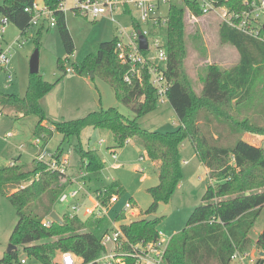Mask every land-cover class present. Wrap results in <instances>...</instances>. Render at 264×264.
<instances>
[{"label":"trees","instance_id":"trees-1","mask_svg":"<svg viewBox=\"0 0 264 264\" xmlns=\"http://www.w3.org/2000/svg\"><path fill=\"white\" fill-rule=\"evenodd\" d=\"M33 1L0 0L1 15L19 27L24 37L39 35L45 28L29 24L31 16L25 7ZM42 1L55 12L68 60L76 45L67 25L66 13L58 9L59 0ZM243 1L220 0L237 10L242 9ZM188 12L203 16L198 0H170L165 28L168 55L165 75L170 83L167 99L180 121L172 131L152 130L141 124L140 119L159 106L157 89L148 70L143 71L141 82L137 78L130 84L125 81L128 66L122 63L116 50L118 36L98 43L95 51L83 60L73 62L72 66L76 73L92 72L107 81L132 116L123 114L117 107H110L78 119L50 122L43 100L56 83L44 79L40 72L30 73L23 96L0 93V105L10 106L23 116H37L36 136L52 137L58 131L64 142L73 136L81 139L87 128H107L113 133L115 148L124 147L131 140L142 143L149 159L160 162L159 183L148 189L153 202L143 217L122 226L132 242L157 239V224L162 215L151 222L146 218L155 213L160 203L166 205L180 185L183 177L181 147L185 140L190 141L198 158L209 170L211 182L203 194V203L194 208L186 226L170 238L166 262L230 264L236 250H249L253 245L249 232L264 206V146L244 139L246 134L264 137V42L222 24L219 30L221 40L238 49L240 60L229 69L218 64L207 65L201 75L203 87L198 92L186 64L190 51ZM133 24L139 26L136 20ZM1 25L2 21L0 29ZM58 64L66 73L64 59L59 58ZM258 85L262 87L258 88ZM257 91L261 92L259 99L250 102ZM251 106L255 107V114L245 112ZM257 113L261 117L257 118ZM46 120L48 123H44ZM76 152L82 168L87 171L83 180L90 192H103L105 200L112 193L121 195L124 192L121 183L105 179V163L96 149L85 147L80 141ZM56 154H63L61 146ZM15 162L14 165L0 166V196L6 197L18 214L10 238L17 249L6 252L0 264H14L15 261L22 264L19 246H23L29 258L40 264H62L56 257L63 252H73L87 261L102 255L105 247L101 238L108 227L107 220L82 219L65 213L61 215L62 223L52 220L50 226L44 225V220L56 211L59 196L70 183L69 177L48 170L46 164L36 159L31 165ZM124 217V213L118 216L119 219ZM256 244L264 251V232Z\"/></svg>","mask_w":264,"mask_h":264},{"label":"rangeland","instance_id":"rangeland-1","mask_svg":"<svg viewBox=\"0 0 264 264\" xmlns=\"http://www.w3.org/2000/svg\"><path fill=\"white\" fill-rule=\"evenodd\" d=\"M127 12H116L117 21L110 17L98 19L88 18L75 14L71 9L65 11L67 24L74 38L76 50L74 56L66 59V52L61 40L59 27H45L41 34L22 36L19 27L8 20L4 36H0V47L8 51L9 63L0 69V93H13L23 96L30 81V58L38 48L40 53V74L44 79L55 82L53 89L46 95L43 105L50 122H60L84 117L92 111L101 108L117 107L123 114L132 116L126 105L121 103L115 95L112 86L98 75L92 72L85 75L79 73H65L59 67L58 59H64L66 67L72 66L75 61L83 60L89 53L95 51L96 45L103 41H109L119 36L123 28L129 34L134 30L133 19L139 18V13L133 6H129ZM164 14H168L169 5H164ZM187 33L189 55L186 60L189 75L198 92L203 87L201 75L209 64H218L224 69H229L240 60L238 49L225 43L220 37L222 21L215 14L197 16L187 13ZM5 18L0 13V21ZM127 35H124L126 37ZM196 36H200L196 39ZM22 43V45H20ZM8 73L12 74L9 82ZM261 88V85H258ZM260 91H257L250 102L259 99ZM255 107L245 110L255 114ZM0 166L9 165L22 153L25 162L30 161L33 153L38 148L32 144L36 138L35 127L38 117L35 115H21L10 106L0 105ZM256 117H261L259 113ZM141 124L152 130L172 131L176 129L180 121L169 101L159 103L158 108L140 119ZM52 123H50L51 125ZM8 133L14 136L6 137ZM104 139L106 143L100 145ZM244 139L254 145L264 146V137L254 134H246ZM49 153H55L59 146L64 155L69 159V172H77L82 169L81 161L76 152V145L81 141L85 147L96 149L103 160L108 162L103 175L113 177L123 185L121 204L126 200H132L134 207L144 214L153 202L148 189L158 182L155 167L150 164L149 157L144 152L141 142L134 140L124 147L118 148L119 166L113 167L115 158L113 152L108 149L115 144L113 133L110 129H90L83 131L81 139L76 136L63 142V135L55 131L52 137H43ZM21 144H25L23 148ZM62 144V145H61ZM183 156V177L170 201L165 205L162 217L157 224L158 230L164 233L165 240L180 232L187 224L194 208L203 203V194L211 182L209 173L200 161L190 141L185 140L181 147ZM144 161H139L140 156ZM29 163H32L30 161ZM142 165L145 171L137 169ZM146 176L145 178H143ZM80 201H84L81 198ZM72 200L56 203L55 209L60 215L71 211ZM94 202L89 200L78 212L82 219H88ZM121 204L112 207L111 214H117ZM129 213V212H127ZM159 215V216H161ZM129 221V220H128ZM18 222L16 208L10 201L0 196V259L11 245V234ZM264 232V206L260 211L257 221L249 232L253 240L250 249L255 253L262 251L256 244L260 234ZM19 258L27 259L24 264H40L37 260L29 258L24 252L23 246L18 247ZM60 260V253L56 260ZM14 264H21L15 261Z\"/></svg>","mask_w":264,"mask_h":264},{"label":"built area","instance_id":"built-area-1","mask_svg":"<svg viewBox=\"0 0 264 264\" xmlns=\"http://www.w3.org/2000/svg\"><path fill=\"white\" fill-rule=\"evenodd\" d=\"M202 7L203 15L215 14L219 16L222 24L231 28H235L253 38L264 42V0H244L241 10L231 9L220 0H198ZM170 0H59L58 9L64 12L71 9L75 14L82 15L92 19L100 17H110L113 21H117L116 12H126L130 10L129 6H133L139 13V26H134L131 33L126 30H120L118 40L116 42V50L123 64L128 66L125 73V81L129 84L137 78L139 82L143 79V71L148 70L151 75L152 84L157 89L159 103H165L167 99V91L170 83L165 75L167 64V36L165 28L167 26L168 14H164L163 6L169 5ZM25 11L31 16L29 24L35 27H56L57 19L55 12L47 6L42 0H34L30 5L25 7ZM195 18V15H193ZM8 19L2 21L0 36L6 31ZM143 34L148 41V47L142 49L140 47L139 36ZM124 35H127L124 37ZM22 45V43H20ZM8 51L0 52V66L4 68L9 61ZM146 52L147 54H144ZM75 53V52H74ZM72 53L70 56H74ZM70 56L68 59H70ZM67 73L75 72L73 66L66 67ZM9 82L12 81V74L8 73ZM3 115L2 110L0 116ZM13 136L8 133L6 137ZM44 135L37 136L33 142L38 148L35 159L46 164L47 169L52 172L60 173L69 177V159L61 154L49 153L46 143L43 140ZM130 141H127L129 143ZM104 139L99 144L103 145ZM24 146V145H21ZM116 159L118 157L116 151H112ZM144 157L141 156L140 160ZM105 167L108 162L104 160ZM16 164L15 161L10 163ZM139 170L143 171L142 168ZM87 175V171L82 168L78 178L74 181L76 186L72 189H65L59 196L58 201L68 202L72 200L71 211L69 216H78V212L84 207L87 199L94 202V207L90 212V217L107 220L108 227L104 230L101 243L105 247V252L97 258L87 261L82 257L75 255L73 252L61 253L62 264H167L166 253L169 246L170 238L165 240L164 233L159 230L157 239L152 241L141 240L132 242L125 234L122 226L123 219L118 216L125 214L134 209L132 200L128 199L123 203L118 213L112 217L111 211L117 203L122 199L118 193H112L105 200L104 193L99 191L92 193L87 188L83 178ZM106 180L114 181L113 177H107ZM81 198L84 201H80ZM52 218L48 217L44 220L45 226H50ZM22 264L27 259H21ZM230 264H264V251L255 253L252 249L236 250L230 259Z\"/></svg>","mask_w":264,"mask_h":264},{"label":"crops","instance_id":"crops-1","mask_svg":"<svg viewBox=\"0 0 264 264\" xmlns=\"http://www.w3.org/2000/svg\"><path fill=\"white\" fill-rule=\"evenodd\" d=\"M127 12V11H126ZM67 20V19H66ZM68 25V24H67ZM69 28V27H68ZM70 30V29H69ZM27 90V89H26ZM46 97V96H45ZM45 99V98H44ZM48 120H49V118H48ZM48 120H46L44 123H48ZM50 121V120H49ZM13 134V133H12ZM13 136H14V134H13ZM37 137V136H36ZM134 140H131V142H133ZM105 143H106V141H105ZM33 144V143H32ZM21 145H24L25 146V144H21ZM20 145V147L21 148H23L24 146H21ZM108 149L110 150V152L111 151H116L117 152V155H118V157L115 159V161H113V167H117V166H119V162H118V159H119V152H118V148H115V144L113 145V146H109L108 147ZM63 152V151H62ZM144 152L146 153V151H145V149H144ZM38 153V150H37V152H35V153H33L31 156H29L30 157V161H33L34 159H35V157H36V154ZM56 153V152H55ZM196 153V152H195ZM147 154V153H146ZM63 155H64V153H63ZM142 156V155H141ZM140 156V157H141ZM140 157H139V161H144V159L143 160H140ZM14 161H18V163H27L28 165H31V163H29V162H25V161H23V159H22V153H20L19 154V156L17 157V158H15V160ZM149 161H150V164L152 165V166H154L155 167V170H156V173H157V177H158V182H157V184L159 183V167H160V162L159 161H154V160H151V159H149ZM204 167H205V169L207 170V172L209 171L208 169H207V167L204 165ZM139 168H142L143 169V171H145V168L142 166V165H137V169H139ZM79 173H80V171H77V172H72V173H70L69 172V180H70V183L67 185V187H66V189H72V188H74L75 186H76V182L74 181L76 178H78V176H79ZM105 177V176H104ZM146 176H144L143 178H145ZM105 179H106V177H105ZM156 184V185H157ZM122 196V195H121ZM87 201H89V199H87L86 200V202ZM85 202V203H86ZM119 204H121V201L119 202V203H117L115 206H118ZM122 206H123V204H121V206H120V209L122 208ZM129 213H126V215H125V219L123 220V223H125V224H129L130 222H132V221H134V220H137V219H140L141 217H143V214H142V212L141 211H139L136 207H134V209L133 210H130V211H128ZM60 215V214H59ZM112 215V217H114V215H116V213L115 214H111ZM61 216V215H60ZM89 218V217H88ZM129 220V221H128ZM60 258H61V256H60Z\"/></svg>","mask_w":264,"mask_h":264},{"label":"water","instance_id":"water-1","mask_svg":"<svg viewBox=\"0 0 264 264\" xmlns=\"http://www.w3.org/2000/svg\"><path fill=\"white\" fill-rule=\"evenodd\" d=\"M139 40H140V47L142 49H146L148 47L147 38L140 33ZM39 72H40V53H39V49L37 48L30 58V73L37 74ZM164 209H165V204L160 203L155 213L148 215L146 220L148 222L156 220L158 216L162 214ZM50 217L52 218V220H55L59 223L63 222L62 217L55 210L51 212ZM12 249H17V246L11 244L8 249V252H11Z\"/></svg>","mask_w":264,"mask_h":264}]
</instances>
